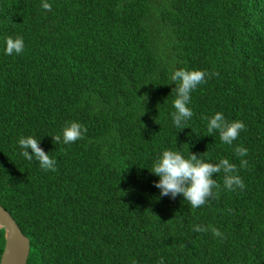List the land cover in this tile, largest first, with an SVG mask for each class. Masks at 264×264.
Returning a JSON list of instances; mask_svg holds the SVG:
<instances>
[{
  "label": "trees",
  "instance_id": "1",
  "mask_svg": "<svg viewBox=\"0 0 264 264\" xmlns=\"http://www.w3.org/2000/svg\"><path fill=\"white\" fill-rule=\"evenodd\" d=\"M48 2L0 0V205L30 241L27 264H264V0ZM8 36L21 54H4ZM178 68L208 73L183 130ZM216 112L245 124L232 145L207 132ZM70 121L87 132L57 143ZM29 135L55 171L19 154ZM165 149L227 158L245 186L226 190L220 172L199 208L160 197L150 171ZM4 246L0 225V259Z\"/></svg>",
  "mask_w": 264,
  "mask_h": 264
},
{
  "label": "clouds",
  "instance_id": "2",
  "mask_svg": "<svg viewBox=\"0 0 264 264\" xmlns=\"http://www.w3.org/2000/svg\"><path fill=\"white\" fill-rule=\"evenodd\" d=\"M41 7L45 11H51V4L48 0H41ZM25 42L22 37L15 38L8 36L5 38L4 54L8 56L19 55L24 51ZM208 73L199 69H173L170 73V80L175 87L172 101L173 111L170 113L172 124L183 130L187 121L193 117L192 108L189 107L191 93L201 84L205 83ZM206 129L209 134L217 132L222 143L232 145L244 130L245 124L241 120L229 121L223 112H216L206 118ZM87 129L80 123L70 121L62 128L61 133L53 138L57 143L69 145L82 139ZM19 154L28 161H37L41 169L45 171L56 170V160L50 157L40 147V139L36 136H21L17 140ZM30 150V151H29ZM235 153L240 157L247 154V148L237 146ZM241 166L247 163L241 160ZM152 175L158 177L154 182V187L159 190L160 197H170L175 199L182 196L192 208L203 206L207 199L213 195V188L216 181L213 174L223 172V186L226 190L235 191L244 188L242 178L237 174V166L230 163L227 158H221L218 163L205 162L200 155L190 153L187 158L177 150L165 149L155 159L150 171ZM202 225H193V231H207ZM213 234L222 237V233L216 229H211ZM158 264H164L161 257Z\"/></svg>",
  "mask_w": 264,
  "mask_h": 264
},
{
  "label": "water",
  "instance_id": "3",
  "mask_svg": "<svg viewBox=\"0 0 264 264\" xmlns=\"http://www.w3.org/2000/svg\"><path fill=\"white\" fill-rule=\"evenodd\" d=\"M0 225L4 229L5 246L0 264H27L30 241L11 214L0 205Z\"/></svg>",
  "mask_w": 264,
  "mask_h": 264
}]
</instances>
